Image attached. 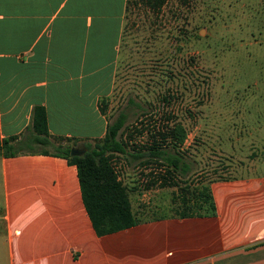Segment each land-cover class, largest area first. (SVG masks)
I'll use <instances>...</instances> for the list:
<instances>
[{
  "label": "crops",
  "instance_id": "0c3cea01",
  "mask_svg": "<svg viewBox=\"0 0 264 264\" xmlns=\"http://www.w3.org/2000/svg\"><path fill=\"white\" fill-rule=\"evenodd\" d=\"M127 26L125 0H0V139L19 150L0 154V264H264V173L211 181L213 215L95 233L75 165L54 151L103 135Z\"/></svg>",
  "mask_w": 264,
  "mask_h": 264
},
{
  "label": "rangeland",
  "instance_id": "374dc122",
  "mask_svg": "<svg viewBox=\"0 0 264 264\" xmlns=\"http://www.w3.org/2000/svg\"><path fill=\"white\" fill-rule=\"evenodd\" d=\"M126 12L131 65L104 108L108 121L123 111V135L136 143L179 121L188 165L179 178L264 173V0H166L157 12L131 2ZM112 165L137 218L173 212L177 186L161 184L156 162L117 155Z\"/></svg>",
  "mask_w": 264,
  "mask_h": 264
},
{
  "label": "trees",
  "instance_id": "16d2710c",
  "mask_svg": "<svg viewBox=\"0 0 264 264\" xmlns=\"http://www.w3.org/2000/svg\"><path fill=\"white\" fill-rule=\"evenodd\" d=\"M166 0H125V17L131 2L140 3L144 8L157 12ZM157 33L154 38L159 36ZM177 47L180 48L178 42ZM122 58L118 56L120 61ZM168 96V95H167ZM163 100L168 99L161 95ZM129 97V102H131ZM126 114L119 111L115 118L107 121L102 136L84 144V150L78 154L70 153V144H59L54 153L63 156L67 162L75 165L76 175L83 206L97 235L112 232L143 220L137 218L128 198V188L121 181L112 165V158L119 155L129 162L146 165L156 162L162 169L158 177L161 184H175L177 192L172 198L173 212L165 216H203L215 214V205L210 191L213 180L230 178L216 175L206 181H192L179 178L188 168L182 159L180 146L184 142L186 130L177 121L165 126L161 131L150 133L141 143L131 141L132 133L123 135ZM31 126L38 140H45L47 134L45 111L41 106L32 109ZM140 131V129H138ZM141 132V131H140ZM44 136V137H43ZM14 137L0 139V154L12 155L19 150L13 149ZM170 147L171 151L166 150ZM233 177V176H232ZM180 182V183H179Z\"/></svg>",
  "mask_w": 264,
  "mask_h": 264
},
{
  "label": "water",
  "instance_id": "95a60500",
  "mask_svg": "<svg viewBox=\"0 0 264 264\" xmlns=\"http://www.w3.org/2000/svg\"><path fill=\"white\" fill-rule=\"evenodd\" d=\"M70 153H72V154H78V153H80V152H79V151H75V150L71 149V150H70Z\"/></svg>",
  "mask_w": 264,
  "mask_h": 264
}]
</instances>
